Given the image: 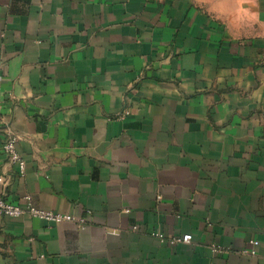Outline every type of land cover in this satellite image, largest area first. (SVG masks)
I'll return each instance as SVG.
<instances>
[{
  "label": "crops",
  "instance_id": "crops-1",
  "mask_svg": "<svg viewBox=\"0 0 264 264\" xmlns=\"http://www.w3.org/2000/svg\"><path fill=\"white\" fill-rule=\"evenodd\" d=\"M0 177L85 219L0 264H264V0H0Z\"/></svg>",
  "mask_w": 264,
  "mask_h": 264
},
{
  "label": "built area",
  "instance_id": "built-area-1",
  "mask_svg": "<svg viewBox=\"0 0 264 264\" xmlns=\"http://www.w3.org/2000/svg\"><path fill=\"white\" fill-rule=\"evenodd\" d=\"M17 139L18 137L16 135L10 134L9 136L6 137L5 141L3 142L2 149L3 152L6 154L10 163L16 165L20 175H23L25 162L15 148ZM0 181H1V177H0ZM24 213H27L30 216L36 217L47 223L58 224L62 222H75L78 226H82L85 223V219L83 217H73L69 213H62L58 211H52V210L36 207L31 204L28 196L24 197V204L22 206L20 204H12L10 202H7L0 195V215L16 217ZM190 240H191V235L189 233H186L181 236L174 237L172 239V242L189 243ZM255 243L256 242L254 241L253 244ZM213 251H219V249L213 247Z\"/></svg>",
  "mask_w": 264,
  "mask_h": 264
}]
</instances>
